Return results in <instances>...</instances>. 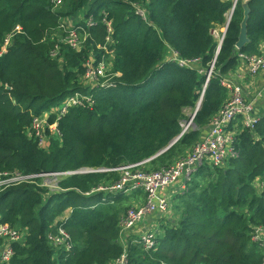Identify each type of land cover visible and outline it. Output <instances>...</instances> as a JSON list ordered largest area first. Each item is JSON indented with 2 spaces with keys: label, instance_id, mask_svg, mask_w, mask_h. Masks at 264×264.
Here are the masks:
<instances>
[{
  "label": "trees",
  "instance_id": "16d2710c",
  "mask_svg": "<svg viewBox=\"0 0 264 264\" xmlns=\"http://www.w3.org/2000/svg\"><path fill=\"white\" fill-rule=\"evenodd\" d=\"M134 5L146 9L147 20ZM245 7L249 44L238 50ZM231 10L224 0H64L59 9L52 0H0V49L22 28L0 57V172L115 169L147 161L146 170L160 171L185 157L227 101L222 79L237 72L239 55H261L264 0H240L228 22ZM82 13L97 20L93 41L80 53L64 47L62 61L53 58L56 44L49 35L61 19ZM103 13L114 25L112 72L121 77L116 88L102 92L84 76L92 50L100 54L97 47L105 45ZM222 29L227 31L219 50L213 32ZM168 48L199 65L186 69L166 61ZM214 61L194 128L183 134ZM75 93L92 94L94 107L70 108L58 121L59 134L47 132L46 147L28 137L34 118ZM259 116L254 130L239 135L238 157L220 169L203 167L175 199L177 217L162 226L156 251L147 253L132 240L126 248L121 243L120 224L131 197H85L119 181L118 173L65 178L59 184L65 193L49 194L34 185L4 191L0 224L26 232L10 264H114L126 253L129 264H263V251L253 240L264 227V110ZM56 121L53 115L50 123ZM59 226L71 238L70 252L56 250L49 240Z\"/></svg>",
  "mask_w": 264,
  "mask_h": 264
},
{
  "label": "built area",
  "instance_id": "2783aa9c",
  "mask_svg": "<svg viewBox=\"0 0 264 264\" xmlns=\"http://www.w3.org/2000/svg\"><path fill=\"white\" fill-rule=\"evenodd\" d=\"M224 1L232 4V17L240 0ZM63 2L64 0H52L53 8L59 9L63 5ZM134 8L136 14L146 20L142 6L134 5ZM101 15H103L102 22L106 26L105 45L97 47V50L101 52L100 54L94 51L96 47L92 50L89 60L85 63L84 82L92 89L96 88L98 91L103 92L116 88V78H120L121 76L119 73L115 74L112 72L113 60L115 58V52L112 48L116 45L114 25L112 21L107 19V14L103 13ZM79 16H82V19L76 17L61 19L58 27L49 35L51 41L56 44L55 50L52 52L53 58H59L62 61V50L64 47L80 53L87 48L89 42L93 41L91 30L98 26L97 20L93 16L86 17L84 13ZM224 30L219 40V50L226 33V29ZM21 32L22 28L17 27L5 39L0 49V57L7 52L13 38ZM213 34L215 35V31ZM260 50L261 55H239L241 64L246 65L252 77H257L264 73L263 44ZM167 51L172 52L173 58L167 60L165 56V60L175 63L180 68L194 69L195 66L199 65L198 60L188 61L180 58L171 48H168ZM214 66L215 61L206 74V84L203 88L201 100L213 76ZM199 71L202 74L204 73L200 69ZM222 86L227 89L229 96L223 107L212 119L207 136L192 149L190 154L166 169L160 171L146 170L145 165L148 163L147 161L115 169L81 168L75 171L29 175L0 172V195L10 188L21 185H34L38 188H44L48 190L49 194L65 193L66 191L62 190L59 186L60 182L65 178L90 174L118 173L120 176L119 181L99 186L90 193H87L85 197H93L98 194H104L107 198H114L118 195L146 197L147 201L145 204L131 210L129 209L121 220V235L127 237L125 240L126 244L121 243L126 248L128 240H132L134 244L147 253L156 251L159 246L160 226H151L153 230L141 232L136 238L132 235L135 228L143 225L148 220H152L154 216L157 217L156 219L154 218L157 224L160 221H170V218L172 220V204L175 199L188 191L190 184L201 169L203 167H208L212 170L220 169L226 161L238 157L237 145L239 135L246 129L254 130L259 124L260 116L256 102L246 98L243 88L235 81V78L229 76L222 79ZM259 97L262 96L260 95ZM94 105L95 98L92 94L83 95L75 93L70 95L58 106L60 107L59 109L51 110L40 117L34 118L31 125L27 128V135L29 138L38 141L40 147H46L49 138L47 132L50 131L55 136L59 134L58 121L68 113L70 108L92 109ZM53 115H57V121L51 124L50 118ZM194 115L190 116V120L183 124V134L194 128ZM25 236L26 232L22 229L13 228L7 224H0V264H10L15 256L14 246L21 243ZM49 240L56 250L70 252L73 248L71 238L63 226H59L57 232L51 235ZM253 240L259 244L264 254V227L255 230ZM114 264H129L128 253L124 254Z\"/></svg>",
  "mask_w": 264,
  "mask_h": 264
},
{
  "label": "crops",
  "instance_id": "0c3cea01",
  "mask_svg": "<svg viewBox=\"0 0 264 264\" xmlns=\"http://www.w3.org/2000/svg\"><path fill=\"white\" fill-rule=\"evenodd\" d=\"M263 47H264V44H263ZM172 58H173V55H172V52L170 51L169 53L166 54V59L171 60ZM246 73H248V69L246 65L241 64L240 67L237 69V72L234 73L233 77L235 78V80L242 82V80L238 78V75L240 74L243 75ZM243 76L246 77L245 75ZM243 85L245 87V90L247 91L245 96L247 97L248 100L256 102L258 111L261 113L262 110H264V93H262L264 91V73L258 75L257 77H254V79L247 80L246 82L243 83ZM260 95L262 97H259ZM207 134L208 132L206 133V136ZM131 198L134 199L137 197L135 196ZM154 218L156 219L157 217L156 216L153 217L152 222L154 225L151 224V226H157V225L160 226L159 224H157ZM63 219H66V218H63ZM144 228H145V224L139 226L138 228H135V230L132 232V235L139 236V234L141 233V229H144Z\"/></svg>",
  "mask_w": 264,
  "mask_h": 264
},
{
  "label": "rangeland",
  "instance_id": "374dc122",
  "mask_svg": "<svg viewBox=\"0 0 264 264\" xmlns=\"http://www.w3.org/2000/svg\"><path fill=\"white\" fill-rule=\"evenodd\" d=\"M142 11H143V13H144V15H145V17H146V20H147V12H146V9L144 8V7H142ZM141 14V13H140ZM142 15V14H141ZM76 18H79V19H82V16H79V17H76ZM231 19V13L228 15V17H227V20L229 21ZM225 30L224 29H222V30H217V31H215V38L217 39V41L219 42V40H220V38L222 37V34H223V32H224ZM170 51H167V53H169ZM243 75H245L246 77H244ZM243 75H238V78H240L241 80H242V82L241 81H237V80H235L237 83H239L240 85H241V87L243 88V91H244V93L246 94L247 93V91L245 90V87H244V85H243V83L244 82H246L247 80H251V79H254V77H252L250 74H249V72L248 73H246V74H243ZM244 78V79H243ZM245 84H247V83H245ZM247 98V97H246ZM55 108L56 107H53L52 108V110H55ZM60 107H57L56 108V110L57 109H59ZM191 151H192V149L191 150H189L188 151V153H187V155L188 154H190L191 153ZM186 155V156H187ZM185 156V157H186ZM139 197V198H138ZM137 198H138V200H137V198H134V199H129L128 200V202H126V207L128 208V210L130 209H132V208H135V207H137V206H139V205H143V204H145L146 203V201H147V199H146V197H140V196H138ZM176 206V203H173L172 204V208H173V215H171V216H173V218H175V217H177V211L175 210V207ZM127 210V211H128ZM170 216V217H171ZM153 220V219H152ZM152 220H148L146 223H144L145 224V228L144 229H141V232H146V230H149L150 231V229L153 227H151V224L152 225H154L153 224V222H152ZM170 220H171V218H170ZM170 221H164V222H159V225H160V228L162 229V226H166V225H168V223H169ZM139 226H141V225H139ZM139 226H137L136 228H138ZM17 229H19V228H17ZM151 230H153V229H151ZM127 239V237L125 236V235H121V242L122 243H124V244H126V240Z\"/></svg>",
  "mask_w": 264,
  "mask_h": 264
},
{
  "label": "water",
  "instance_id": "95a60500",
  "mask_svg": "<svg viewBox=\"0 0 264 264\" xmlns=\"http://www.w3.org/2000/svg\"><path fill=\"white\" fill-rule=\"evenodd\" d=\"M249 17H250V9L248 7H245L244 8V18H243V21L241 23L240 37H239L238 43L236 45V48L238 50H242L245 46H247L249 44V38H248V22H249ZM201 104H202V100L198 104V107H197V110H196L195 115L200 110ZM180 137L177 138L174 142H172L171 145L166 150L160 152L155 158H157L161 154H164L165 152H167L168 150H170V148H172L179 141Z\"/></svg>",
  "mask_w": 264,
  "mask_h": 264
}]
</instances>
